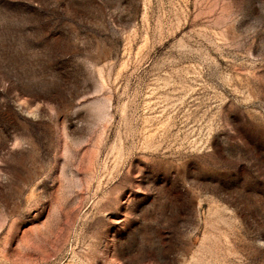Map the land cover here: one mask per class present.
<instances>
[{
    "label": "rangeland",
    "instance_id": "1",
    "mask_svg": "<svg viewBox=\"0 0 264 264\" xmlns=\"http://www.w3.org/2000/svg\"><path fill=\"white\" fill-rule=\"evenodd\" d=\"M0 264H264V0H0Z\"/></svg>",
    "mask_w": 264,
    "mask_h": 264
}]
</instances>
